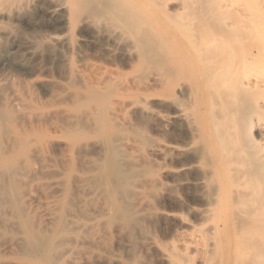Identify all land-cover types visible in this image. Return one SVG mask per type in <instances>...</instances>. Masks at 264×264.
Returning a JSON list of instances; mask_svg holds the SVG:
<instances>
[{
    "label": "rangeland",
    "instance_id": "1",
    "mask_svg": "<svg viewBox=\"0 0 264 264\" xmlns=\"http://www.w3.org/2000/svg\"><path fill=\"white\" fill-rule=\"evenodd\" d=\"M158 1L161 20L147 27L168 61L185 52L187 37H224L211 27L219 22L247 25L245 35L264 38V0ZM205 5L221 6L220 18L202 17ZM28 6L0 19L14 44L35 38L41 52L40 59L0 53V264H233L241 206L223 171L221 181L206 176L216 156L195 152L202 139H190L176 118L173 99L185 80L176 85L165 76L168 87L159 84L163 70L138 66L131 43H113L97 21L65 30L59 16L46 19ZM57 33L60 43L48 39ZM93 74L106 90H97ZM96 97L110 103L103 129ZM256 117L264 127V115Z\"/></svg>",
    "mask_w": 264,
    "mask_h": 264
},
{
    "label": "bare ground",
    "instance_id": "2",
    "mask_svg": "<svg viewBox=\"0 0 264 264\" xmlns=\"http://www.w3.org/2000/svg\"><path fill=\"white\" fill-rule=\"evenodd\" d=\"M132 1L0 0V19L18 14L22 8L30 5L40 10L39 13L46 16V19L59 16L65 30H68L71 27L70 24L77 20L84 24L97 21L96 23L106 28V37L113 43H131V48L136 53L135 62L138 66L145 69L149 65H154L163 70V79L160 74L157 80L159 84L162 83L166 88L168 87L165 76H171L176 85L180 80H185V85L179 84L182 94L173 99V104L177 107L176 118L187 127L190 139L193 141L202 139L203 143L194 150L195 152L200 150V153L204 155L212 150L214 157L216 156L215 161L210 162L212 166L216 165V169L213 167L214 169L210 173L207 172L206 176H210L209 180L216 178L221 181L219 177L225 173L226 182L228 181L232 188L229 189L230 195L233 201L241 206L238 208V222L235 224V229L238 225L236 233L239 234V238L234 240L232 237L235 248L233 264H264V127L258 124V117H256L264 115V102L260 100L264 96V38L257 39L251 37L249 33L245 35L242 30L246 29L247 25L219 22L217 25L210 26L225 33L224 37H187L185 52H181V56L175 59L172 57L168 61L161 53L157 36L153 35L147 27V24L153 26L161 20L162 11L159 1L154 0L152 6L147 8ZM186 4V6L189 5V3ZM179 9L181 10L180 7ZM221 9V6L207 7L205 5L198 12L202 17L216 19L222 15ZM251 13L254 14L253 11ZM186 14L187 12L183 15ZM167 16H170L168 11ZM253 17H250V21L258 18V16L255 19ZM256 21L251 24L253 25ZM143 24H146V27ZM197 24L201 25L199 22ZM97 27L100 28L99 25ZM192 27L195 28L197 25ZM204 27V31H207V27L205 25ZM254 27L259 29L257 22ZM256 32L254 30V33ZM12 33L0 27V53L4 55L17 49L22 56L30 58L31 55L39 58L41 52L37 39L27 37L21 45H16L17 43H13L14 33ZM59 36L57 33L47 37L53 42L60 43ZM66 60L64 56H60L61 63L65 64ZM68 68L67 79L71 80L72 68ZM184 69H187L186 73ZM101 74L105 76L106 81H111L110 83L113 84L111 88L117 85V81L112 78V71L104 69ZM100 77L97 78L93 74L89 78L95 81L97 90H106L107 83ZM76 78L79 77L76 76ZM65 94L67 98H73L76 93L67 90ZM98 99L100 98H95L99 103L101 100ZM109 105V101L101 102L98 108L96 107L101 129L106 125L105 111L110 107ZM2 117L0 112V120ZM207 117L209 120L206 119ZM80 122L83 123V120ZM211 127L214 133L208 145L204 139ZM0 129H3L1 125ZM190 147V143L184 145L186 151H191ZM221 154L223 155L219 160ZM206 176L198 178L197 184H203ZM219 193L223 195V189H220ZM219 193L216 192V195L219 196Z\"/></svg>",
    "mask_w": 264,
    "mask_h": 264
}]
</instances>
